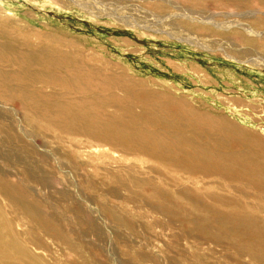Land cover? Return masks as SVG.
<instances>
[{"label":"rangeland","instance_id":"obj_1","mask_svg":"<svg viewBox=\"0 0 264 264\" xmlns=\"http://www.w3.org/2000/svg\"><path fill=\"white\" fill-rule=\"evenodd\" d=\"M87 73L114 86L88 104L117 101L83 106ZM136 89L232 133L199 137L188 171L72 130ZM234 139L252 145L244 170L207 166ZM263 150L264 0H0V213L26 262L264 264V189L241 181L264 175Z\"/></svg>","mask_w":264,"mask_h":264},{"label":"bare ground","instance_id":"obj_2","mask_svg":"<svg viewBox=\"0 0 264 264\" xmlns=\"http://www.w3.org/2000/svg\"><path fill=\"white\" fill-rule=\"evenodd\" d=\"M50 62L51 65L57 66V60L52 59ZM82 79L89 80V84H85L84 87L85 90L94 88L92 89V92H94L96 90L95 88L98 87H107L103 90H108L114 87L110 84L106 85L101 83V80L97 74L89 73L85 74L83 77H75L71 81V86L80 87ZM115 87H117V85ZM132 87L133 86H131V88ZM121 88L126 87L121 86ZM91 95L92 93L88 94L87 92L86 100L83 106L86 105L85 107L91 108L103 107L117 101L116 99L109 101L108 98L102 99L98 96L95 101L96 103L94 105H90L88 103L90 102ZM157 95L158 94H156V92H153L149 89H136L134 90V93H131V97L126 96L125 93L124 95L119 96V100L120 102L121 100L126 101L127 105L125 107H121V105L117 106V114L105 113L101 120L100 118H91L90 115H87L90 114V112L83 109V112L80 115L74 116L71 119L74 123L83 121V129L74 128L72 130L85 135L90 134L91 137L98 136L100 141L111 143L114 146L117 144V146L122 147V149L125 151L138 150L144 152L148 156L154 157V159H159V161L165 165L171 164L177 168H181L182 170L188 169V171L199 170L201 167L199 169L197 167L200 166V163H203L202 160L198 159V161L193 165H189L188 163V160H194L196 154L202 157L203 153H209L204 151L205 146L204 148L201 147V145L204 144H199V137H204L207 134L209 135L211 132H223L226 134L228 132L232 133L230 129L231 124L222 119L210 120V123L202 124L191 119L188 111L189 109H185L186 105L181 103L184 110L175 106H170L171 104L168 101H159L153 98V96ZM75 113L77 112L71 111L69 115H73ZM238 140L239 139H234L235 144L237 147L241 148L242 151L226 154L224 153L225 150L223 151V157L227 159L229 158L230 162L222 163V161L217 158L216 151L212 153L216 160L214 159L215 161H210L207 166H209L211 169H215V171L224 170V173H227L226 171L228 170H244V160L237 159V161L235 159L237 157V153H239L238 155L240 158L244 159V156L242 157L240 152H246V146L250 147L252 145L247 144L246 141ZM230 142L231 138L229 136H226V138L222 140H219V138H214V143L218 146H222V149H226ZM242 148H244V150ZM250 151L251 154L255 153L254 149H250ZM244 152L242 154H244ZM262 176L264 177V175H258L256 178H251L250 176L249 178L245 179V181H241L246 186H250L256 190H261L262 188L264 189V178H262ZM227 178L236 180L235 176L232 178V176H228V174ZM132 182L135 187H142V182L138 178H133ZM143 184H146L145 181ZM88 189L91 191V187H88ZM154 191L158 190L154 189ZM242 191L244 192V190ZM257 194L260 196L259 193ZM0 211L3 212L1 209ZM5 225L8 224L4 221L3 214L1 215L0 213V264H28L29 260L26 262L27 260L25 261L23 254H21V246L19 243V246L16 243V241L18 242L20 238H17V240L14 239V234H7L8 227L6 228V231L3 230ZM19 241L22 240L20 239ZM261 242L264 244V238H262ZM20 243L22 244L23 242ZM25 250L26 248L23 252H25ZM24 255L26 254L24 253Z\"/></svg>","mask_w":264,"mask_h":264}]
</instances>
